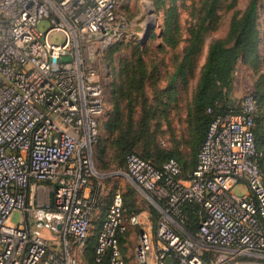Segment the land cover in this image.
<instances>
[{
	"label": "built area",
	"instance_id": "2783aa9c",
	"mask_svg": "<svg viewBox=\"0 0 264 264\" xmlns=\"http://www.w3.org/2000/svg\"><path fill=\"white\" fill-rule=\"evenodd\" d=\"M119 2L0 0V264H81L70 247L82 249L91 228L95 197L87 190L105 113L102 61L123 35ZM40 20L49 24L44 32ZM53 31L63 43L49 41ZM256 107L245 95L238 112L213 119L188 177L175 159L156 167L128 154L125 177L160 216L153 233L145 223L149 215L127 216L114 193L96 236V260L109 250L110 264H126L118 235L128 224L141 227L137 264H167V258L169 264H256L264 258V151L254 137ZM185 203L202 213L193 234L182 225ZM14 211L18 223L11 221Z\"/></svg>",
	"mask_w": 264,
	"mask_h": 264
},
{
	"label": "rangeland",
	"instance_id": "374dc122",
	"mask_svg": "<svg viewBox=\"0 0 264 264\" xmlns=\"http://www.w3.org/2000/svg\"><path fill=\"white\" fill-rule=\"evenodd\" d=\"M208 1L210 0H120L119 2L117 15L123 25V35L107 50L109 60L102 61L108 100L106 112L99 120L98 135L92 153L94 175L90 178L87 190L89 195L95 197L93 223L89 234L92 238L97 223L116 192L122 196L126 213L151 216L148 217V221L145 220V223L152 228L153 233L155 232L156 222L160 216L158 211L124 175L125 155L128 152L143 155L142 150L146 147L147 139H136L143 126L146 127L145 135H153V143L158 145L157 151L153 150L152 156L149 157L153 162L156 164L162 162V155L171 151L179 153L182 162L186 165L192 160V151L188 146L191 127L186 117V100L205 62L210 43L217 38H226L232 16L239 15L250 0H217L213 18L199 32L197 51L192 55V63L185 79L179 77L178 80L170 82L172 71L195 32ZM255 20L259 31L262 59L264 0H257ZM169 21L174 28L172 35L177 40L176 45L166 42L164 38L166 34L164 27ZM48 27L46 20L39 21L40 31L44 32ZM49 41L53 44H61L63 35L53 31L49 34ZM230 43L232 40L228 39L227 44ZM177 53L180 55L174 59ZM138 55L143 57L147 72L153 64L157 65V69L153 74L147 73L142 91L132 92L135 102L132 110L129 111L127 97L123 95V88L127 82L125 70L129 66L136 65ZM254 69L247 67L242 60L237 61L228 94L227 104L230 107L237 106L245 95L254 93L259 72H264V64L258 71ZM171 86L174 87L177 98L171 99ZM149 109H154V115L147 125H143L142 113ZM126 134L128 138L123 146L120 144V136ZM131 142L135 145L131 146ZM235 191L238 192L239 189ZM20 216V212L14 211L10 217L11 221L18 223ZM138 235L139 228L136 225H128L125 234L120 238V247L126 264H137L134 250L138 243ZM72 252L82 264H94L89 253L84 252L83 248L79 250L75 247ZM256 264H264V258L258 259Z\"/></svg>",
	"mask_w": 264,
	"mask_h": 264
},
{
	"label": "trees",
	"instance_id": "16d2710c",
	"mask_svg": "<svg viewBox=\"0 0 264 264\" xmlns=\"http://www.w3.org/2000/svg\"><path fill=\"white\" fill-rule=\"evenodd\" d=\"M207 1V0H206ZM217 0L208 1V5L201 14L200 21L197 24L195 32L191 35L188 44L181 52L176 66L172 71L170 82H174L181 79H185L187 71L192 63V55L197 51V44L200 40L199 32L207 25L208 22L214 16V7ZM257 15V0H250L245 9L238 15L232 16L226 38H217L212 40L208 47L205 62L197 76L196 83L191 90L190 96L186 100V117L189 126L191 127L190 140L188 146L192 151V160L190 164L186 165L182 162V157L176 151L166 152L162 155V162L156 164L149 157L152 156L153 150L158 149V145L153 143L154 136H146L144 133L145 126H143L138 133L136 139L146 138V147L143 148L142 154L135 152H128V154H136L141 158H144L151 162L154 166L160 167L165 161L169 159H175L181 167L182 175L188 177L192 170L195 168L197 161L198 151L204 141L209 124L216 116L224 115L226 113H233L239 111V104L237 106L230 107L228 102V94L231 89V83L233 81V73L237 61L242 60L247 67L258 71L262 64H264V57L261 59L260 55V38L259 31L256 26L255 17ZM171 22H166L165 41L173 45L177 44V40L172 35L174 32ZM228 39L232 40V43L227 44ZM180 53H177L174 59H177ZM109 56L106 53L104 59H108ZM157 69V65L151 66L150 72L153 74ZM127 82L123 88V95L127 97V104L129 111L132 110L135 98L132 96V92L142 91L143 82L147 76V68L144 64V59L141 55H138L135 66H129L125 70ZM172 84V83H171ZM171 99L177 98L174 93V87H170ZM105 95V112L107 108V90L104 91ZM252 96L256 100V110L254 113V137L255 142L259 150L264 151V72H259L258 83ZM154 115V109L143 111L142 124L147 125L150 118ZM117 119L115 122L117 123ZM128 134L120 136V144L123 146L126 143ZM135 143L131 142V146ZM152 145V149H151ZM154 148V149H153ZM94 149V148H93ZM125 164V158H124ZM264 185V178L262 180ZM124 204V203H123ZM198 210V211H196ZM182 225L185 230L191 234L195 233L198 229L199 223L202 219V213L200 207L194 203H185L182 206ZM105 214V213H104ZM138 213H126L127 216ZM93 215L91 214V225L93 223ZM149 217H151L149 215ZM104 218V217H103ZM103 220V219H102ZM100 221V224L102 222ZM152 222V219H151ZM97 224L94 237L88 236L87 243L83 247L84 252L87 251L91 257V262L94 264H110V252L107 250L104 255L96 260L95 246L96 236L100 227ZM139 233L141 227L137 224ZM127 225V227H128ZM126 227V230H127ZM126 230L118 235V245L120 247V238L125 234ZM90 234V231H89ZM83 252V253H84ZM121 253L125 259V256L121 250ZM80 261V260H79ZM126 261V260H125ZM81 263V261H80ZM82 264V263H81Z\"/></svg>",
	"mask_w": 264,
	"mask_h": 264
},
{
	"label": "crops",
	"instance_id": "0c3cea01",
	"mask_svg": "<svg viewBox=\"0 0 264 264\" xmlns=\"http://www.w3.org/2000/svg\"><path fill=\"white\" fill-rule=\"evenodd\" d=\"M103 217H104V214L102 215V217L100 218V220H99V222H98L97 224H100V221L103 219ZM43 234H44L45 236H47V237L49 236V235H48V232H46V231H43ZM52 238H53V237H52ZM70 248H71V250L73 251V249H74L75 247H74L73 245H71Z\"/></svg>",
	"mask_w": 264,
	"mask_h": 264
},
{
	"label": "water",
	"instance_id": "95a60500",
	"mask_svg": "<svg viewBox=\"0 0 264 264\" xmlns=\"http://www.w3.org/2000/svg\"><path fill=\"white\" fill-rule=\"evenodd\" d=\"M146 32H148V30H147ZM146 34H147V33H146ZM166 262H167V264H169V262H170V258H167Z\"/></svg>",
	"mask_w": 264,
	"mask_h": 264
}]
</instances>
